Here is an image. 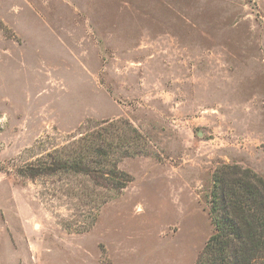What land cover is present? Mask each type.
Instances as JSON below:
<instances>
[{"label":"rangeland","instance_id":"1","mask_svg":"<svg viewBox=\"0 0 264 264\" xmlns=\"http://www.w3.org/2000/svg\"><path fill=\"white\" fill-rule=\"evenodd\" d=\"M105 121L123 190L26 175ZM224 163L264 178V0H0V264H196Z\"/></svg>","mask_w":264,"mask_h":264},{"label":"trees","instance_id":"2","mask_svg":"<svg viewBox=\"0 0 264 264\" xmlns=\"http://www.w3.org/2000/svg\"><path fill=\"white\" fill-rule=\"evenodd\" d=\"M141 140L144 135L130 122L105 121L71 145L30 163L26 175L71 170L121 191L131 177L120 170L119 162L139 154ZM213 181L210 216L215 230L196 264H264V178L252 169L224 163L216 168Z\"/></svg>","mask_w":264,"mask_h":264}]
</instances>
